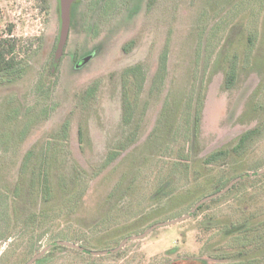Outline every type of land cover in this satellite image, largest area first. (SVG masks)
<instances>
[{
    "label": "rangeland",
    "instance_id": "obj_1",
    "mask_svg": "<svg viewBox=\"0 0 264 264\" xmlns=\"http://www.w3.org/2000/svg\"><path fill=\"white\" fill-rule=\"evenodd\" d=\"M147 1L81 0L74 6L65 52L51 74L59 28L57 0H46L44 11L42 0H0V37L17 43L19 73L14 81L0 75V264H26L57 241L87 251L114 249L128 236L187 214L215 193L214 186L229 167L203 166V158L220 148L231 149L244 131L264 122V0H156L151 9ZM132 40L135 45L123 53V45ZM164 53L166 75L160 88L150 92ZM75 54L78 61L85 59L83 64L76 65ZM138 63H144L147 77L136 110L137 142L112 173L105 170L90 181L78 212L47 222L41 232L26 225L43 203L38 197L31 202L27 182L20 196L10 192L24 155L32 148L38 153L49 143L61 163L76 162L90 171L127 130L121 123L119 87L109 75ZM231 66L235 79L227 88L225 75ZM95 79L101 84L84 116L88 139L82 144L77 135L82 116L73 95ZM67 118L69 134L61 138L58 130ZM188 136H193V145L188 151L186 142V151H191L187 167L180 148ZM231 159L236 164L230 173L234 179L264 168V135L247 155L231 154ZM131 162L137 172L132 170L122 189L108 196ZM199 169L202 174L196 179ZM176 170L182 171L181 179ZM166 175H171L166 182L175 180L172 188L160 184ZM262 188L263 174L245 179L197 216L128 242L117 254L93 256L65 247L34 264H264V248L238 256L245 248L243 240L238 246L235 235L221 230L242 218L243 207L264 211L259 207L264 205ZM170 189L171 196L165 198ZM10 201L16 203L15 215L8 208ZM109 208L125 209L114 213L117 224L100 225ZM259 214L258 219H264Z\"/></svg>",
    "mask_w": 264,
    "mask_h": 264
},
{
    "label": "trees",
    "instance_id": "obj_2",
    "mask_svg": "<svg viewBox=\"0 0 264 264\" xmlns=\"http://www.w3.org/2000/svg\"><path fill=\"white\" fill-rule=\"evenodd\" d=\"M81 0L74 3L71 7V23L74 16V6L80 3ZM44 2L43 6L40 9L47 10L48 5L46 4V0H42ZM156 0H148L147 7L149 9L155 4ZM135 45V41H129L122 47L123 53L128 52L132 46ZM16 48L17 43L13 39L9 38H1L0 37V75H6L9 81H14L16 78L19 77V73L15 71L16 66L18 65V61H16ZM55 49V48H54ZM65 52V51H64ZM167 57L164 55L161 58V67L159 70L152 76L151 80V87L150 92H154L160 85L163 83L164 77L166 75V68H165V61ZM74 60L76 59V54L74 56ZM85 59H81V61H76V65L83 64ZM57 66L53 62H51L50 66V73L54 74L57 70ZM147 69L144 63H138L136 65L127 66L120 71H116L109 75V81L116 82L119 87L120 91V101H121V123L122 126L125 127L127 130L124 133V136L109 146L107 151L104 154V157L99 160V162L93 164L91 166L90 171L85 170L81 165L76 162H72L71 164H63L57 158H55L54 150L49 143L46 144V148H42L41 151L39 150L37 153L36 148L30 149L23 157L21 164L16 172L15 180L13 182L15 188L11 189V193L13 197L20 196L22 192V185L26 184L28 186V192L31 197V202L36 201L37 197L40 199L43 206L39 209L36 213L30 214L27 219L25 220V224L31 227H36L40 232L42 227L47 222L51 220H55L56 218H61L64 215L71 216L72 212H78V210L83 205L84 198L86 196V191L89 188V183L96 177H98L102 172L105 170H109L112 173V168L116 169L118 162L121 161L122 155L127 152L130 146L137 142L139 137V128L140 126H136L135 123L137 121V106L139 103V99L143 94L145 84H146V77H147ZM225 75V83L224 85L227 88H230L235 79V71L234 67L231 66L229 71H226ZM100 79H95L86 86H84L81 90H78L74 93L73 98L76 100V103L79 104L80 109L79 113L82 116L77 122V135L78 140L82 144L86 142L87 138V123L84 118L86 111L88 109V104L90 101L97 96L99 87H100ZM262 85V84H261ZM259 85V89H262V86ZM198 93V95H197ZM201 98L199 91L196 92V101L195 106L197 107L196 110V123H198V116H200V107H201ZM148 106V103H147ZM147 106L145 105L142 111V114L147 110ZM190 119V116H189ZM188 119V121H189ZM187 121V123H188ZM185 123V125H187ZM195 123V124H196ZM184 125V126H185ZM69 126L70 121L68 122V118L62 121V125L58 130V134L61 138H66L69 134ZM187 135L188 129L186 128ZM54 135V132L50 133ZM156 134V131H153V135ZM264 135V122H260L254 128L244 131L237 139L236 144L230 148H220L218 150H214L207 154L203 160V166H214L218 165V167L229 166L225 169L226 175H222L223 181L216 184L214 186L213 191L216 193L222 190L229 181L233 178L234 173L230 174L233 168L236 166L234 165L233 159H231V154H235L238 157H244L249 153V151L253 149L255 143L262 138ZM174 140V139H173ZM172 141V140H171ZM175 142V141H172ZM187 142V147L186 146ZM181 143V142H180ZM193 145V136H188L182 140L180 155L181 160L187 161V167L189 162V150H192ZM188 148V151H186ZM179 155V156H180ZM179 160V157H178ZM231 160V164H230ZM180 164V163H179ZM133 162H131V166H128V170L126 172L120 173L119 181L113 186V188L109 191L108 196L116 195L117 191L122 189L124 182L127 180L128 176L132 173V170L135 169L133 166ZM263 167V166H262ZM262 167H257L254 169H250L248 171H253V175L250 176L249 173L241 174V180L237 182L227 193L235 190L245 179L250 177H258L256 172ZM196 167L193 168V171ZM201 169L198 171L199 178ZM131 172V173H130ZM137 170H134V173ZM178 173L180 179L183 177V173L181 170H176L174 172ZM186 177L188 178L189 172L186 171ZM136 175V174H135ZM264 175V174H263ZM131 176V175H130ZM167 177H171V175H166L163 177L160 184L162 186H168L170 188L173 187L175 180H169L166 182ZM228 180V181H227ZM226 181V184L223 182ZM179 181L177 180L176 183ZM159 189V188H158ZM264 189V188H262ZM174 189H170L168 193L164 196L169 197ZM226 193V194H227ZM63 200L65 203L63 204ZM251 201L254 200L253 197L250 198ZM216 199H213L209 202H216ZM209 202L202 204L196 212L191 216L195 217L199 214V212L206 207H209ZM244 204H247L245 200L243 201ZM240 204V203H239ZM15 201L14 205H12L11 201L8 208L12 207V214H16L15 208ZM52 205H54L52 207ZM245 206V205H243ZM259 207L264 208V205H260ZM238 208H241L239 205ZM125 208L116 209L112 211L113 208H109L102 214L100 220V225L107 226L110 222H117L119 220L115 217L116 211H123ZM242 212V217L240 220L236 222H232L230 224H225L222 226L221 230L223 231L224 235L226 236H236L235 242L241 246L240 241L243 240V246L245 247L244 250L236 252L238 256L248 255L250 251L258 250L264 248V229H262V225L264 223V219H258V215L264 214V211L256 208L252 210H247L244 207L239 209ZM190 217V218H191ZM117 224V223H116ZM237 224L239 226H237ZM224 227V228H223ZM41 229V230H40ZM105 232H108V229L105 228ZM43 235L40 233L39 238ZM105 236H109L106 234ZM239 240V241H238ZM247 241V242H246ZM88 242V241H87ZM55 244V243H53ZM247 246H251L250 248L246 249ZM65 247L54 245L53 248L49 251H55L59 249H63ZM74 250V249H73ZM77 251V250H75ZM48 252V253H49ZM80 252V251H77ZM76 252V253H77ZM47 253V254H48ZM82 254H87L85 252H81ZM117 254V253H116ZM3 258V257H1ZM43 258V257H42ZM42 260V259H40ZM39 261V260H38ZM196 261L190 260L187 264H196ZM199 264V263H197ZM203 264V263H201Z\"/></svg>",
    "mask_w": 264,
    "mask_h": 264
},
{
    "label": "water",
    "instance_id": "obj_3",
    "mask_svg": "<svg viewBox=\"0 0 264 264\" xmlns=\"http://www.w3.org/2000/svg\"><path fill=\"white\" fill-rule=\"evenodd\" d=\"M79 0H57L58 3V15H59V28H58V35L56 39V44H55V49L53 53V62L57 66L59 64L64 51H65V46L67 43L68 39V34H69V29H70V21H71V7L74 3H76ZM257 174H264V168L260 169L257 171ZM250 176L253 175V173L249 174ZM241 180V177H237L236 179L232 180L226 187H224L222 190L204 197L200 201H198L192 208L191 210L178 218L169 220V221H164L161 223H157L146 229L143 233L139 235H134V236H128L124 238L119 245L110 250H103V251H87L84 247H81L79 245L73 244L71 242L67 241H57L55 244H49L46 246L42 251H40L38 254H36L34 257H32L26 264H34L36 261L44 257L52 248L54 245L58 246H63V247H68L80 252H88L89 254L93 256H104L107 254H116L120 252L123 247L131 241H137V240H142L148 237L153 231L166 227V226H171L177 223H180L182 221H185L189 219L195 212L196 210L204 203H207L213 199H216L225 193H227L237 182Z\"/></svg>",
    "mask_w": 264,
    "mask_h": 264
}]
</instances>
